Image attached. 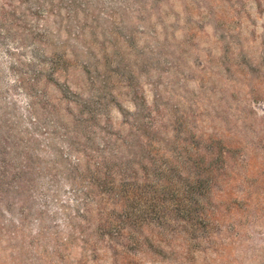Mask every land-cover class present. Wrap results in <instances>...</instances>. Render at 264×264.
Wrapping results in <instances>:
<instances>
[{
    "label": "rangeland",
    "instance_id": "1",
    "mask_svg": "<svg viewBox=\"0 0 264 264\" xmlns=\"http://www.w3.org/2000/svg\"><path fill=\"white\" fill-rule=\"evenodd\" d=\"M0 264H264V0H0Z\"/></svg>",
    "mask_w": 264,
    "mask_h": 264
}]
</instances>
